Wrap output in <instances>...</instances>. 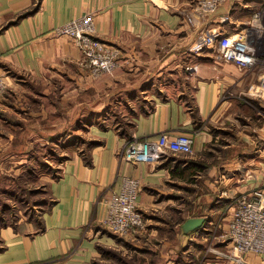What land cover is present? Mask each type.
Segmentation results:
<instances>
[{
    "label": "crops",
    "instance_id": "1",
    "mask_svg": "<svg viewBox=\"0 0 264 264\" xmlns=\"http://www.w3.org/2000/svg\"><path fill=\"white\" fill-rule=\"evenodd\" d=\"M261 4L264 0H228L207 17L193 13L194 22L189 23L186 15L193 12L191 0H0V75L15 77L20 83L21 76L45 79V71L50 72L48 77L62 71L67 78L68 100L72 99L76 74L70 62L75 47L66 35L55 34L53 28L76 15L92 13L98 37L115 43L119 49V68L105 79L106 89L112 88L110 95L115 97L108 95L99 101V106L85 108L82 116L90 109L106 111L118 104L133 111L129 136L144 139L154 138L161 131L186 132L193 136L194 150L167 153L158 163L125 162L117 156L126 142L125 133L98 131L91 119L89 130L99 132L102 138L89 151L91 163H84L79 154L68 159L61 177L51 185L57 201L43 213L45 228L33 236H21L7 228L4 231L7 246L0 253V264L44 259L69 250L81 235V225L94 212L100 190L119 175L128 173L140 179L144 190L139 194L138 204L142 211L172 206V198L178 197L174 187L192 190L189 168L192 172L208 170L211 178L204 187L207 191L214 188L215 175L223 171L227 175L224 186L231 192L254 187L264 190V95L253 94L257 90V70L218 59L215 44L199 53L188 49L203 27L226 29L227 22L236 27L247 21ZM222 15L227 16L224 23L220 22ZM65 65L66 71L61 69ZM21 90L41 94L40 99L33 97L41 103L44 93L49 91L27 85ZM148 95L151 97L147 99ZM157 95L168 96L162 99ZM174 95L190 105H180ZM191 108L194 115L189 111ZM76 120L75 115L73 125ZM66 135L69 137V130L62 136L70 141ZM195 153L210 156L214 161H194ZM160 184L163 189L157 188ZM118 187L117 183L109 190ZM205 197V211L184 214L180 220L186 223L190 217L202 216L201 225L193 228L206 229L214 221L220 228L227 227L228 197L221 194L227 201L224 207L228 208L223 216L217 214V208L223 205L215 199L216 191ZM152 218L162 220L156 214ZM191 238L187 235L184 239L188 240L186 249ZM86 244L85 253L93 247L90 241ZM226 244L227 241L224 248ZM84 262L83 256L58 264ZM204 264H264V253L248 252L243 262L217 257Z\"/></svg>",
    "mask_w": 264,
    "mask_h": 264
},
{
    "label": "rangeland",
    "instance_id": "2",
    "mask_svg": "<svg viewBox=\"0 0 264 264\" xmlns=\"http://www.w3.org/2000/svg\"><path fill=\"white\" fill-rule=\"evenodd\" d=\"M194 4L195 0H191V10ZM189 14L188 12L186 16ZM187 22L193 23L194 18L187 19ZM228 24L225 26L226 30L237 34L239 27ZM55 27L53 32L57 34ZM92 35L102 41L104 46L91 44L87 36L76 35L71 38L66 35L75 47V56L70 63L75 70L76 82L72 84L75 89L73 94H70V97L72 96L70 100L66 93L67 78L62 75V71L50 77H48L50 72L45 71L47 73L45 79L21 76L23 82L20 83L15 77L0 75L2 83L0 86V253L7 246L6 233L4 234L7 228L21 236L22 234L33 236L45 228L43 213L49 211L52 204L57 201L51 185L61 177L63 167L69 162L68 159L79 154L84 163H91L89 151L95 144L101 142L99 140H102L98 135L99 132L89 130L88 122L91 119L90 123L96 126L98 131L110 130L113 133H125L126 142L117 151V156L122 161L137 162L125 157L126 150L132 143L147 139L127 134L130 133L133 111L124 106L120 107L116 104L106 111L94 108L82 116L85 108L99 106V101L108 95L115 97V94L110 95L112 88L106 89L105 79L115 74L119 68V49L115 43L98 37L96 22ZM61 69L66 71L67 65ZM26 85L33 89L40 87L45 91L49 90L43 95V103L33 100V97L40 99L41 94H36L33 90V93L27 94L21 90ZM151 95H148L147 99ZM165 96L157 95L156 97L164 99ZM174 99L185 107L190 105L178 100L176 95ZM151 100L153 101L149 98V101ZM189 111L194 115L195 110L191 108ZM75 115L77 120L76 125H73ZM80 117L82 120L78 119ZM68 130L70 135L66 137L70 138V141H66L62 136L68 133ZM73 131L75 134L72 133ZM193 151L192 148L191 152ZM195 155V158H192L194 161L199 160L204 163L214 161L207 155L199 156L197 153ZM163 156L158 160L148 161L158 163ZM187 171L191 172L193 178L192 186H190L192 190L174 187L173 191L178 197L172 198L174 202L172 206L163 205L156 210L148 207L146 211H142L138 204L142 213V224L128 231L119 230L108 218L107 201L110 194L117 190H109V188L117 183L120 186L126 174L117 176L116 181L100 190L95 200L94 212L86 223L81 225V235L69 250L44 259H26L13 264H58L83 256L85 264H204L212 258H225L220 252L224 251V243L228 240L226 226L220 228L217 225L218 222L214 221L206 229L189 228L184 226L185 222L180 219L184 214L187 216L205 211L207 209V204L204 203L205 195H212L215 191V199H219V205H223L217 208V214L223 216L228 208L224 207V205L227 206V201L221 198V194L229 199V195L245 191H229L224 186V179L227 177L225 171L215 175L214 188L208 191L204 189L206 182L211 178L207 169L192 172L193 170L189 168ZM127 175L134 177L128 173ZM137 180L138 202L139 194L144 188L140 179ZM168 183L173 182L164 184ZM198 184L203 185L202 188L195 189L194 186ZM157 188L163 189V184L158 185ZM201 202L203 204L198 207ZM180 211L183 214H174ZM155 214L162 220L155 221L152 218ZM187 235L192 237L188 249L185 246L188 240L184 241ZM86 241H90L93 247L91 251L85 253ZM200 245L202 248H199Z\"/></svg>",
    "mask_w": 264,
    "mask_h": 264
},
{
    "label": "built area",
    "instance_id": "3",
    "mask_svg": "<svg viewBox=\"0 0 264 264\" xmlns=\"http://www.w3.org/2000/svg\"><path fill=\"white\" fill-rule=\"evenodd\" d=\"M225 1L195 0L193 12L187 19L192 20L193 13L207 17ZM225 21L227 16H220V22ZM94 26L93 15L85 13L55 27L54 30L57 34H65L71 38L76 35L87 36L91 44L104 46L102 41L92 35ZM236 26L239 27V31L233 40L228 30L222 27L203 28L188 49L193 53H199L215 44L219 59L234 61L239 67L248 70H257V90H253V94L264 95V4L254 9L247 21ZM1 84L0 78V86ZM192 146L193 136L189 133L171 134L161 131L155 138L132 143L127 148L125 157L136 161L158 160L169 152L190 153ZM138 189V180L125 175L119 188L108 198V218L119 230L128 231L142 224V213L137 202ZM228 207V240L220 254L226 259L243 262L244 255L248 252L264 253V190L254 187L249 191L229 195Z\"/></svg>",
    "mask_w": 264,
    "mask_h": 264
},
{
    "label": "water",
    "instance_id": "4",
    "mask_svg": "<svg viewBox=\"0 0 264 264\" xmlns=\"http://www.w3.org/2000/svg\"><path fill=\"white\" fill-rule=\"evenodd\" d=\"M203 219L204 218L202 216L190 217L184 224L186 227L193 228V227L201 225V223L203 222Z\"/></svg>",
    "mask_w": 264,
    "mask_h": 264
},
{
    "label": "bare ground",
    "instance_id": "5",
    "mask_svg": "<svg viewBox=\"0 0 264 264\" xmlns=\"http://www.w3.org/2000/svg\"><path fill=\"white\" fill-rule=\"evenodd\" d=\"M237 37V34L236 33H230V38L233 40Z\"/></svg>",
    "mask_w": 264,
    "mask_h": 264
}]
</instances>
